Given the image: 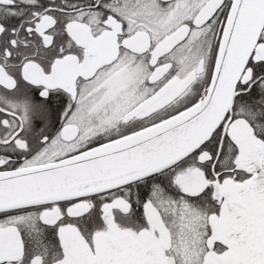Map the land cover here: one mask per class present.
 Returning <instances> with one entry per match:
<instances>
[{
    "label": "snow or ice",
    "instance_id": "6c2138e0",
    "mask_svg": "<svg viewBox=\"0 0 264 264\" xmlns=\"http://www.w3.org/2000/svg\"><path fill=\"white\" fill-rule=\"evenodd\" d=\"M0 264H264V0H0Z\"/></svg>",
    "mask_w": 264,
    "mask_h": 264
}]
</instances>
